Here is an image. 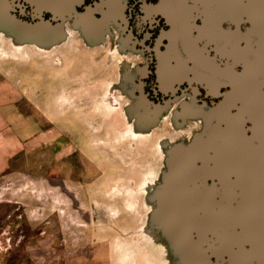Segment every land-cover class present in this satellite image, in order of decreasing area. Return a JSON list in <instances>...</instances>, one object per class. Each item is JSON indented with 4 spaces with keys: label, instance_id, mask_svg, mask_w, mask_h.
<instances>
[{
    "label": "rangeland",
    "instance_id": "1",
    "mask_svg": "<svg viewBox=\"0 0 264 264\" xmlns=\"http://www.w3.org/2000/svg\"><path fill=\"white\" fill-rule=\"evenodd\" d=\"M75 42L0 35V264H168L143 233L158 150L126 130L101 52Z\"/></svg>",
    "mask_w": 264,
    "mask_h": 264
},
{
    "label": "water",
    "instance_id": "2",
    "mask_svg": "<svg viewBox=\"0 0 264 264\" xmlns=\"http://www.w3.org/2000/svg\"><path fill=\"white\" fill-rule=\"evenodd\" d=\"M240 2L245 47L226 51L234 65L215 59L207 64L212 79L229 76L233 88L213 107L196 116L192 112L201 123L198 130L155 131L157 115L153 119L150 113L143 122H151V129L134 130L125 125L123 99L114 97L126 130L158 150L160 168L144 186L143 233L164 250L168 264H264V0ZM233 3L237 15L239 0ZM18 7L23 8L18 0H0V35L14 47L50 52L66 45L63 22L42 14L38 20L24 19ZM179 53L170 48L164 59ZM185 53L195 58L194 51Z\"/></svg>",
    "mask_w": 264,
    "mask_h": 264
},
{
    "label": "flooded vegetation",
    "instance_id": "3",
    "mask_svg": "<svg viewBox=\"0 0 264 264\" xmlns=\"http://www.w3.org/2000/svg\"><path fill=\"white\" fill-rule=\"evenodd\" d=\"M41 1L51 3L39 6ZM111 1L18 0L23 8H17V15L38 20L42 14L63 22L66 44L75 40L82 50L101 52L105 77L124 102L125 125L151 129V122H143L150 113L153 119L157 115L155 131L195 132L201 123L192 112L196 116L213 107L233 88L229 76L212 79L207 64L213 59L222 65L236 63L226 51L245 47L244 5L239 0L236 15L234 0ZM170 48L182 56L165 60ZM186 50L194 51L195 58ZM237 63L234 69L240 74Z\"/></svg>",
    "mask_w": 264,
    "mask_h": 264
},
{
    "label": "bare ground",
    "instance_id": "4",
    "mask_svg": "<svg viewBox=\"0 0 264 264\" xmlns=\"http://www.w3.org/2000/svg\"><path fill=\"white\" fill-rule=\"evenodd\" d=\"M115 0H113V1H111V2H114ZM118 1V0H117ZM120 1V0H119ZM117 3V2H116ZM119 8V7H118ZM115 9H117V8H115ZM118 16H120V15H118ZM175 75V74H174Z\"/></svg>",
    "mask_w": 264,
    "mask_h": 264
}]
</instances>
